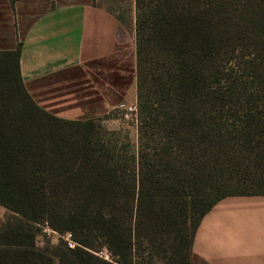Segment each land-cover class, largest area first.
I'll use <instances>...</instances> for the list:
<instances>
[{"label": "trees", "instance_id": "16d2710c", "mask_svg": "<svg viewBox=\"0 0 264 264\" xmlns=\"http://www.w3.org/2000/svg\"><path fill=\"white\" fill-rule=\"evenodd\" d=\"M135 13L136 148L101 116L41 105L21 42L0 49V264H194L212 206L264 194V0H135ZM40 223L78 245H39Z\"/></svg>", "mask_w": 264, "mask_h": 264}, {"label": "crops", "instance_id": "0c3cea01", "mask_svg": "<svg viewBox=\"0 0 264 264\" xmlns=\"http://www.w3.org/2000/svg\"><path fill=\"white\" fill-rule=\"evenodd\" d=\"M19 24L13 3L0 1V49L21 42V76L41 105L64 118H89L81 106L66 103V98L46 106L37 93L55 89L62 83L57 79L61 73L119 55L133 60L131 80L123 78L122 94L135 104V0L129 2L128 19L106 6L77 0L42 8L22 32ZM106 91L99 90L103 104ZM193 254L194 264H264V194L228 195L218 200L197 228Z\"/></svg>", "mask_w": 264, "mask_h": 264}, {"label": "rangeland", "instance_id": "374dc122", "mask_svg": "<svg viewBox=\"0 0 264 264\" xmlns=\"http://www.w3.org/2000/svg\"><path fill=\"white\" fill-rule=\"evenodd\" d=\"M2 3H13L14 16L20 19L19 31L28 24L29 20L42 8L56 3L70 2L77 0H0ZM89 3L99 4L118 11L125 19L129 18L130 0H81ZM10 3V4H9ZM17 21V20H16ZM9 29V28H8ZM16 29L18 31L17 25ZM129 57L122 55L113 58L101 59L89 63L83 67L68 70L59 75L58 86L55 89L37 93L38 99L49 106L55 99L66 98V103L81 106L86 117L100 115L101 125L115 136L122 144L129 143L136 148L138 144V123L136 119V101L131 105L130 98L122 94L123 78L131 80V66ZM134 75L136 77V68ZM129 83V82H128ZM114 86V87H113ZM128 86V85H127ZM107 88L105 104L99 96V90ZM115 92V93H113ZM42 94V95H41ZM111 104L115 106L112 107ZM107 108V109H105ZM110 133V134H111ZM111 134V135H112ZM8 213L7 209L0 205V221ZM41 229V228H40ZM62 238L57 235H38L39 245L47 242L58 243ZM64 240V239H62ZM65 241V240H64ZM149 264H162L156 257Z\"/></svg>", "mask_w": 264, "mask_h": 264}, {"label": "built area", "instance_id": "2783aa9c", "mask_svg": "<svg viewBox=\"0 0 264 264\" xmlns=\"http://www.w3.org/2000/svg\"><path fill=\"white\" fill-rule=\"evenodd\" d=\"M38 225L41 228L42 233L48 235H52V234L57 235V237L64 239L69 247H75L76 245H78V243L74 240L71 232L60 233L59 231L49 226V224L47 223H40ZM95 253L100 257H103L107 260H111V256L106 248L95 251Z\"/></svg>", "mask_w": 264, "mask_h": 264}]
</instances>
